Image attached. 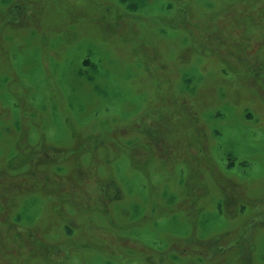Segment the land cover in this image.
<instances>
[{"label":"rangeland","instance_id":"1","mask_svg":"<svg viewBox=\"0 0 264 264\" xmlns=\"http://www.w3.org/2000/svg\"><path fill=\"white\" fill-rule=\"evenodd\" d=\"M0 264H264V0H0Z\"/></svg>","mask_w":264,"mask_h":264}]
</instances>
